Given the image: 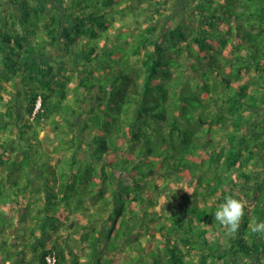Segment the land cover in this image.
<instances>
[{
    "label": "trees",
    "instance_id": "16d2710c",
    "mask_svg": "<svg viewBox=\"0 0 264 264\" xmlns=\"http://www.w3.org/2000/svg\"><path fill=\"white\" fill-rule=\"evenodd\" d=\"M193 1L191 23L174 14L179 20L169 25L172 7L165 4L156 15L145 14L150 19L138 36L114 44L135 49L118 52L107 49L109 28L138 33L116 20L142 14L125 0H0L2 11L19 9L16 19L10 12L0 25V67L27 87L24 114L7 103L0 116V136L11 129L0 140V205L25 200L36 223L43 201L42 221L55 231L53 223L67 213L69 231L58 240L47 229L50 239H37L32 258L15 262L46 264L54 253L56 264H264V240L249 227L264 219V0ZM40 37L43 45L60 42L58 54L37 56ZM132 57L138 67L129 64ZM37 99L40 110L31 118ZM63 102H80L78 111ZM47 130L67 133L68 152L55 147L36 163L32 143L20 141L30 131L27 141L47 149L37 140ZM29 169L41 172L46 184L38 197L26 199ZM125 174L133 179L126 182ZM183 181L193 186L181 195L168 188ZM161 195L166 198L158 208ZM229 195L246 200L235 236L213 216ZM57 206L59 218L49 214ZM11 236L0 239V254L8 253L3 262L15 258ZM78 242L79 250H90L88 257L72 251Z\"/></svg>",
    "mask_w": 264,
    "mask_h": 264
},
{
    "label": "rangeland",
    "instance_id": "374dc122",
    "mask_svg": "<svg viewBox=\"0 0 264 264\" xmlns=\"http://www.w3.org/2000/svg\"><path fill=\"white\" fill-rule=\"evenodd\" d=\"M180 1L181 2H178L177 0H166V2H165V4H168L170 7H172V8H170L171 11L169 12L170 19L167 22V23H169V25H172L173 26L174 21L175 20H179L178 19V16H175L174 14L181 15L182 17H184L186 19V20H184L186 22H189V23L192 22L190 20V17L187 14V11H190V7L193 5V2L194 1L193 0H184V1L183 0H180ZM125 2H128L127 4L132 5L133 6V9L135 11L136 10L138 12L140 11L142 14L137 13V16H135V17H133V19H131V17H129V15H127V13H123V14H121L122 16L118 20H116V22L119 24V22H121V21H123V22L128 21L127 22V26L133 27L135 30L138 28V33H133V32H131V30H127V28H123V30H121V29H114L112 27V25H111V27L109 28V30L107 32V34H110V38H111L110 41L106 43L107 46H108L107 47L108 50H112V49L114 50V47H118V48H115L118 52H121V51H123V52H129V50L130 51H133L135 49V46L136 45L129 46L128 48H126V46H122V47L126 48V49L123 50L121 46H119V45H116L115 46L114 44H120L121 43V39L125 37L124 35H126V36H131V35L138 36L139 33H140L139 31L141 30L140 29V26L143 25V24L145 25L144 18L147 17L148 20L150 19V16L149 15H145V14H148V13H153L154 14L155 13L154 15H156L157 14V11H160L163 8V6L165 5V4H158V3H156L155 0L152 1V2H150V0H131V1L130 0H125ZM162 2H164V0H162ZM177 2H178V5L176 6V3ZM182 12H183V14H182ZM54 14H56V13H54ZM7 15L5 13H2V6L0 5V25L2 24V22L5 19H7V17H6ZM33 16L34 15H32L31 17H33ZM134 19L136 21H138V23L137 22H134ZM158 22L164 23L165 20L159 18L158 19ZM42 35H43L44 38H46L44 34H42ZM107 36L108 35H106L104 33L102 35L103 38H105ZM40 39H41V41H40L41 44L39 43L38 49H35L36 52H39V53H37L38 54L37 56H39V54L41 56V55H43L42 53H44V57H45V56L48 55L49 52L52 55H55L54 52H51V49L53 48V46L52 45L51 46L43 45L42 38L40 37ZM46 39H48V41H50L49 38H46ZM112 39L113 40L116 39V40L113 41ZM48 41H45V42H48ZM91 43H94V42H91ZM43 50H46V51L43 52ZM136 59L137 58L132 57L131 60L129 61V64L132 65L133 67H138V63L139 62H135V61H138ZM41 66H43V65H41ZM59 85H60V83L58 84V86ZM28 86H30V83H28ZM71 86H72V83L71 84L69 83V84L66 85V87H68L67 88V91H68V89L69 90L71 89ZM29 88L30 89H32V88L34 89V87H32V86H30ZM26 100H27L26 95L25 94H22V97H20L19 102L22 101V103H23V102H26ZM63 103H67L68 105L72 106V108H75L77 110L78 109L77 108V104L80 103V102H77V103L76 102H72L73 104H71V102H63ZM63 103H62V105H60L58 107L59 108V112H62V113L64 111L63 107L66 109V106ZM20 113L24 114V109H23L22 106L20 107ZM71 115H72V112H70L69 110H66L65 116L71 117ZM59 118H60V116H59ZM21 124H23V123L21 122ZM24 128H25V126H22L21 127L22 130ZM10 130H11L10 128H7V130L4 132V134L0 136V140L7 139V137H9L10 134H11ZM37 130H39V127H37ZM59 132H61V131H59ZM25 133L26 134L24 136H22V141H20V143L24 147L30 146L31 145L30 143H32V145H33V146L31 145L33 147L32 149L33 150H36V151L34 153L30 154V159L32 161L36 162V163H39V162L43 161V159H45V158L46 159L50 158L51 154L52 153H55L54 151H52L55 147L64 148V151L66 153L68 152L67 150H65L66 148H65V145H64L66 143V140H67V133H65V132H61L60 134L55 133V134H50V135H49L48 132H44L45 133V139H43L41 141H43L47 145V148L48 149H46L44 146L42 147L39 143H36L35 141L31 142V139H29V141H27V138L30 137L29 136L30 135V131H26ZM11 137H15V135H13ZM37 140H40V139L37 138ZM223 141H224V139H223ZM14 143L15 144H18L19 143V140L14 141ZM49 147H51L50 150H49ZM47 151H51L52 153L47 152ZM64 151H63L62 155H64ZM66 153H65V156H66ZM77 156L78 157L84 156L85 158H87V155L84 154V153H82V152H77ZM81 162H84V161L81 160ZM79 163L80 162L78 161L76 164H79ZM80 164L82 166L84 165L83 163H80ZM207 165H206V168H207ZM66 166H68V163H65L64 161H62V166L61 167H64L65 169H67L68 167L66 168ZM122 178L126 182L127 181H131L133 179V177L130 174H125L124 176H122ZM23 184H26V182L23 181ZM192 186H193L192 183H188V182H184L183 181V182H180V183H174L171 186H169L168 188L171 189V190H173L177 194L181 195L182 191H185V190L187 191V189H190ZM9 193H10L9 191H3V194L4 195L5 194L7 195ZM23 193H25V191H23ZM35 195H36V197H38L40 195V192L37 193V194H35ZM246 197L247 198L248 197L251 198V196H249V193H248V195ZM164 198H166V195H161L160 197H158V201H157L158 205L156 207L159 208L160 205H162ZM50 200L53 201L52 199H50ZM262 202H264V199L261 201V203ZM9 204L11 205L12 202H8V204L5 205V206H2V204L0 205V229L4 228L3 232L0 230V239H2V238L3 239H7L12 234L13 235L16 234V232L13 233V230H16V228H15V222L14 221H16V218L17 217L16 216H13L11 219H8L10 217V215H9V211L6 210V209L9 207ZM38 204H39V208L40 209H39L38 215L35 218H37L39 216V219L36 221V223L32 222V219L33 218L32 219L29 218V216H32L33 213L30 210V207L28 206V203L25 202V201H22V199H21V205L17 209V212H16L18 214V216H20V212H21V219L18 218V220H21V224H20V227L21 228L20 229L24 231V234H23V237H24L23 244H24V246H27V247H25V253H26V248H28L29 250L30 249L32 250V253L33 254H35V251L32 248L29 247V244L31 243V240H32L31 239V237H32L31 230L34 229V228H35L34 231L36 232V234H35L36 235L35 236L36 239H38V238L39 239L40 238L50 239L48 237V235L46 234L47 229L50 230L49 233H51L53 235L55 234V238H57L58 240H64V239H66L67 238V235L69 233V231L67 230L68 229L67 228V224L64 223L65 222V217H67V213L64 214V220L63 219H59V220H56L57 222H54L53 223L54 225H58L57 229L55 231H53L52 229H49V227L51 228V226L48 223H45V222L42 221V217H45L46 214H47V212L45 211V204H44V202L42 201L41 203L39 202ZM263 205H264V203H263ZM263 205L261 204L260 207H263ZM23 207H25V208H23ZM206 211H207V213H209L210 209H206ZM23 212H26L27 215H25V213H24V216H23ZM60 212H61V210L57 206L49 214L56 216V218H59V215L58 214ZM5 218H7V219L5 220ZM10 221L14 224V226H10V224H9ZM168 223L169 222L165 221V224L166 225ZM41 227L43 228V230L45 231V233L42 232ZM155 230H156V228H155ZM157 231H158V228H157ZM159 235L160 234L158 233L157 236H159ZM161 235H162V237L164 236L163 233ZM71 236L73 238L74 237V233H71ZM261 237H262L261 239L264 240V236H261ZM73 240H74V238H73ZM88 241H90V240H88ZM80 244H81L80 242L76 243V245H80ZM63 245H64V243H63ZM24 246H16V247L12 248V251L15 252V255L12 256V257H26L25 256V253H24ZM76 251L78 252V256H79V253L82 252L81 253L82 255L79 256V257H88V253H89L90 250H88L86 247H84L83 251L77 250V249H76ZM132 256L133 255H131L130 257H132ZM64 257L65 258H63V261L67 260V256H64ZM12 261H13V259H12ZM12 264H20V261L13 262ZM124 264H127V263H124Z\"/></svg>",
    "mask_w": 264,
    "mask_h": 264
},
{
    "label": "crops",
    "instance_id": "0c3cea01",
    "mask_svg": "<svg viewBox=\"0 0 264 264\" xmlns=\"http://www.w3.org/2000/svg\"><path fill=\"white\" fill-rule=\"evenodd\" d=\"M177 1L181 2L180 0H177ZM178 2L176 3V6L178 5ZM10 12L13 13L15 19L19 15V9H18V7L16 5H10V6L6 5L4 7L3 11H2V13H5L6 15L9 14ZM6 17H8V15ZM178 19H179V17H178ZM30 39H32V37ZM36 43H37V40H33L32 39L31 45L36 46ZM47 45L48 46L52 45L53 48L51 49V52H54L56 54H58V52L61 50V46H60L61 43L60 42L57 43V44L50 42V43H47ZM49 54H51V53L49 52L48 56H49ZM9 75H10L9 72L5 71V67L1 66L0 67V116L4 115V112H5L6 108H7V103H10V104L13 103V105L16 106V110H20L19 106L22 104L21 103L22 101L20 102V105H18V107H17V103L19 104V99H20V97H22V94H25L27 96V90H26V88H24V85L21 82V80L18 79L17 76H14L13 79L11 80ZM3 103H4V106H5L4 108L1 106V104L3 105ZM25 105H26V103L23 102V104L21 105L23 107V109H25L24 108ZM48 131L49 130H47V132ZM50 134H52V133L50 132ZM44 135H45L44 132L40 131L38 138L39 139H44L45 138ZM54 156L55 155H53V157ZM81 157H83V158H81ZM78 158H81V160H83V161L85 160V161L89 162V157L88 156H87V158H85L84 156H80ZM53 159H52V162L54 161ZM17 160L18 161L22 160V153L19 155ZM52 162H51V164L53 165ZM26 175H27V177L24 179V181L27 182V186L23 190V191H25V193H23L24 195H22V196H24V198H29L31 196L32 197H36L35 194H37L39 192L41 193L43 191V185H44V183L46 184L45 176H43V174L41 172H39V171H37L35 169L27 170V174ZM48 185H50V182L48 183ZM21 197H20V199H21ZM22 201H25V200H22ZM20 205H21V200L18 202V204H14V203H12L11 205L9 204V207L6 209V210L9 211V215H10V217L8 219H11L13 216L17 217L16 221H14L16 230H13V231L14 232L18 231L19 234L17 235L16 238H12L11 237V243H12L11 247L12 248H14L16 246H24V244H23L24 231L20 229L21 228L20 227L21 220H18V218L21 219V212H20V216H18V214L16 213L17 209L20 207ZM62 218H63V216H61L59 219H62ZM74 238H76L75 234H74ZM31 239L32 240H31V243L29 244V247L32 248L34 251H36V248H38L39 243L37 242V239H36V237L34 235L31 237ZM81 244L80 245H76V243H75L74 244L75 250H72V251L74 253L77 252L76 249L79 250ZM25 247H27V246H24V253H25ZM12 248H11L10 251H12ZM7 254H8L7 251L5 253L0 254V264H11L12 263V262L11 263L10 262L3 263L1 261L2 257H7L8 256ZM25 256H26V257H24L25 260H27V259L30 260L32 258V250L31 249L29 250L28 248H26ZM197 258L198 257H194L193 260H196ZM202 258H204V257H202ZM16 259L17 260H23V257H15L14 261ZM239 264H249V261H248V259H244L243 261H240Z\"/></svg>",
    "mask_w": 264,
    "mask_h": 264
},
{
    "label": "clouds",
    "instance_id": "9594fccd",
    "mask_svg": "<svg viewBox=\"0 0 264 264\" xmlns=\"http://www.w3.org/2000/svg\"><path fill=\"white\" fill-rule=\"evenodd\" d=\"M244 211L245 201L235 196L229 195L224 198L223 202L219 203L213 213V216L214 220L217 221L219 225H221L226 230V235L235 236L238 232V229L240 228L241 220L244 216ZM250 232L253 234L264 236V219L253 221L250 224ZM5 262L13 263L15 261L13 259V261Z\"/></svg>",
    "mask_w": 264,
    "mask_h": 264
},
{
    "label": "built area",
    "instance_id": "2783aa9c",
    "mask_svg": "<svg viewBox=\"0 0 264 264\" xmlns=\"http://www.w3.org/2000/svg\"><path fill=\"white\" fill-rule=\"evenodd\" d=\"M40 105H41L40 100L37 99L35 101L34 108H33V111L31 113V118L34 116V114L36 112H38L40 110ZM46 264H56V256L54 255V253L46 256Z\"/></svg>",
    "mask_w": 264,
    "mask_h": 264
}]
</instances>
